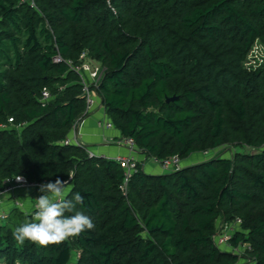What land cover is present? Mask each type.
Segmentation results:
<instances>
[{
	"label": "trees",
	"instance_id": "obj_1",
	"mask_svg": "<svg viewBox=\"0 0 264 264\" xmlns=\"http://www.w3.org/2000/svg\"><path fill=\"white\" fill-rule=\"evenodd\" d=\"M255 47L264 50V0H0V192L18 176L71 175L68 198L79 192L95 224L59 245H21L13 230L32 216L9 197L0 262L237 264L213 235L219 220L240 219L232 243L264 264V54L251 59ZM84 53L104 69L89 118L111 121L115 145L133 139L145 158L128 180L115 160L66 144L87 118L86 98L79 75L53 59L79 65ZM226 147L255 152L144 170L150 159Z\"/></svg>",
	"mask_w": 264,
	"mask_h": 264
},
{
	"label": "built area",
	"instance_id": "obj_2",
	"mask_svg": "<svg viewBox=\"0 0 264 264\" xmlns=\"http://www.w3.org/2000/svg\"><path fill=\"white\" fill-rule=\"evenodd\" d=\"M260 47H255L252 52H255V50ZM264 50H260L261 54ZM259 55V56H260ZM53 62L55 64H67L72 71L77 73L80 77V83L83 87V93L84 97L86 98V110L84 112V116L88 119L92 113L95 112L97 109V93L96 90L99 86V82L102 79L103 71L104 69H101L99 66H96L92 63V61L88 58L87 53H84L80 60L79 65H75L73 61L71 60H65L62 58V56L57 55ZM52 100V96L48 90H44L41 95V101L42 102H49ZM86 119L79 120L74 125V130L76 129L77 125L81 122L83 123ZM12 122V120H10ZM98 127H100L103 131H115L114 125L111 121L103 119L99 122ZM75 143L76 145L83 146L79 144V134L76 136L75 140L69 139L66 144ZM118 146L121 148H124L127 150V154L124 155H118L113 160H115L119 165L124 169L125 174L127 176V180L132 177V175L137 171L138 165L141 161V158L143 156L139 155V150L134 142L133 139H123L118 142ZM90 157H98L97 154L94 152L87 150ZM211 153H205L204 155H207L209 157H212L210 155ZM153 163L156 164V166L161 170L162 173H169V172H176L183 168V161L178 157H172L170 159H164V160H158V159H152ZM145 169V166H144ZM41 184H34L29 183L27 179L22 177L21 180H17V177L13 180H9L6 182V187L3 192H0V198L9 194L13 190H38V194L36 195V198H38L39 195L42 193L39 192V186ZM36 202V201H35ZM14 208L26 210L31 215V211H28L26 207L23 205L21 201H15L13 204ZM34 207V205H33ZM7 218V212L6 209H2L0 211V220H4ZM220 223V224H219ZM219 224V225H218ZM242 220L235 219L232 221H224L219 220V222L216 225V232L213 235V241L216 245V247L221 252H231L232 254L239 256V258H243L245 255L246 247L248 246V249L251 250V247L249 245H246L245 243L239 242L237 245H234L232 242L234 241L236 235L238 233H241L242 231ZM238 254V255H237ZM253 264H256V262H253Z\"/></svg>",
	"mask_w": 264,
	"mask_h": 264
},
{
	"label": "clouds",
	"instance_id": "obj_3",
	"mask_svg": "<svg viewBox=\"0 0 264 264\" xmlns=\"http://www.w3.org/2000/svg\"><path fill=\"white\" fill-rule=\"evenodd\" d=\"M21 179L17 177V180ZM72 179L71 175L66 180L57 177L39 186L42 194L35 199L32 219L13 230L12 235L17 243L23 245L27 241L48 247L78 237L86 230H94L92 218L77 207L84 204L85 198L79 192L68 198Z\"/></svg>",
	"mask_w": 264,
	"mask_h": 264
},
{
	"label": "rangeland",
	"instance_id": "obj_4",
	"mask_svg": "<svg viewBox=\"0 0 264 264\" xmlns=\"http://www.w3.org/2000/svg\"><path fill=\"white\" fill-rule=\"evenodd\" d=\"M261 49L257 48L255 50V52H252L251 53V56L250 58L251 59H254V61L256 60L257 63H260V57H261V52H260ZM263 50V49H262ZM264 54V51L263 53ZM260 55V56H259ZM89 120V119H88ZM97 122V121H96ZM95 125L93 124V128L94 129H97V130H101L103 131L100 127H98V125L96 127H94ZM82 130H83V125L82 123L80 122L76 129L74 130V128H72V131H71V136L70 138L75 140L76 136L79 134V144L87 147L88 150L94 152L95 154L98 155V157L102 156V157H107V158H110V159H113L115 158L116 156L118 155H124V154H127V150L124 149V148H121L119 146H116L114 141H110L108 140L106 142V140L104 141V143L102 142V144L105 145L102 146L101 145V141L102 139H99L101 140L99 143H94V146H90L86 140V136H85V133H82ZM105 132V131H103ZM106 134L109 135V132H107ZM105 135V133H104ZM115 135V133L112 131V134H110L109 136L111 137ZM75 144V143H74ZM97 149H99V153L97 152ZM102 148V150L100 149ZM221 151V154L223 156V158H231V157H235L237 154H240V153H254L255 151L251 150L250 148L248 147H229V148H224L223 150H219V151H216V152H211V156H216L217 154H219V152ZM105 153V154H104ZM139 155H141V153L139 152ZM142 156V155H141ZM209 156L207 155H204V154H198V155H195V156H192L189 160L187 161H183V167L184 166H192L194 164H197L199 162H202V161H206L208 159ZM145 158H141V161L140 163L143 162ZM146 171L150 172V173H162L161 170L156 166V164L153 163L152 159H150L146 164H145V169ZM160 171V172H159ZM167 173V172H165ZM170 173V172H169ZM38 194V190H20V191H17V190H13L11 191L9 194L3 196L0 198V209H5L7 208L5 205L4 207L2 206L4 204L5 201H7V199L9 197H15V198H18L17 201H21L23 203V205L26 207V209L28 211H33V205L35 204V199H36V195ZM222 221V220H221ZM220 224V223H219ZM218 224V225H219ZM251 247V246H250ZM252 251V248L251 250L248 249V246L246 247V251H245V255L243 258H240V260L237 262V264H253V262H256L255 259L249 254L250 252ZM231 255H234L232 254L231 252H227ZM238 255V254H237ZM77 259V254H73V262H75ZM0 264H3V262L1 261Z\"/></svg>",
	"mask_w": 264,
	"mask_h": 264
},
{
	"label": "crops",
	"instance_id": "obj_5",
	"mask_svg": "<svg viewBox=\"0 0 264 264\" xmlns=\"http://www.w3.org/2000/svg\"><path fill=\"white\" fill-rule=\"evenodd\" d=\"M88 119H86L82 123V125H83L82 133H85L86 140H87L88 143H90L89 144L90 146H94V143L95 144L99 143L101 141L99 139H102L101 145L105 147V145L102 144V142L104 143L105 140L107 142L108 140L112 141V140L115 139V135L114 136L111 135V137L109 136L110 134H112V131H107V132H109V135H108V134H106L107 132H103L101 130L99 131V130L93 128V124L95 125L94 127L97 126V122H96L95 117H91V118H88ZM113 132H115V131H113ZM104 133H105V135H104ZM100 149L102 150V148H100ZM96 150L99 153V151H98L99 149L96 148Z\"/></svg>",
	"mask_w": 264,
	"mask_h": 264
},
{
	"label": "water",
	"instance_id": "obj_6",
	"mask_svg": "<svg viewBox=\"0 0 264 264\" xmlns=\"http://www.w3.org/2000/svg\"><path fill=\"white\" fill-rule=\"evenodd\" d=\"M175 100H177V98H171V99H168L167 102L169 103V102H173Z\"/></svg>",
	"mask_w": 264,
	"mask_h": 264
}]
</instances>
